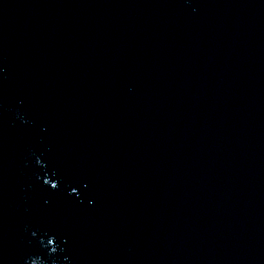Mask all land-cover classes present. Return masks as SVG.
I'll use <instances>...</instances> for the list:
<instances>
[{
  "label": "water",
  "instance_id": "obj_1",
  "mask_svg": "<svg viewBox=\"0 0 264 264\" xmlns=\"http://www.w3.org/2000/svg\"><path fill=\"white\" fill-rule=\"evenodd\" d=\"M0 264H264V0H0Z\"/></svg>",
  "mask_w": 264,
  "mask_h": 264
}]
</instances>
